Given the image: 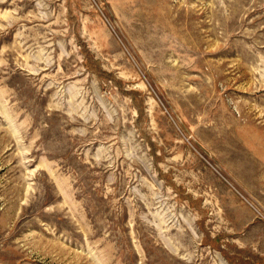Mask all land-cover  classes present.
Segmentation results:
<instances>
[{"label":"rangeland","instance_id":"1","mask_svg":"<svg viewBox=\"0 0 264 264\" xmlns=\"http://www.w3.org/2000/svg\"><path fill=\"white\" fill-rule=\"evenodd\" d=\"M0 264H264V0H0Z\"/></svg>","mask_w":264,"mask_h":264}]
</instances>
